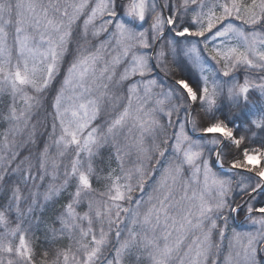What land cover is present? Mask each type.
Here are the masks:
<instances>
[{
	"label": "snow or ice",
	"instance_id": "1",
	"mask_svg": "<svg viewBox=\"0 0 264 264\" xmlns=\"http://www.w3.org/2000/svg\"><path fill=\"white\" fill-rule=\"evenodd\" d=\"M0 264H264V0H0Z\"/></svg>",
	"mask_w": 264,
	"mask_h": 264
}]
</instances>
